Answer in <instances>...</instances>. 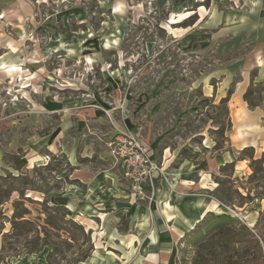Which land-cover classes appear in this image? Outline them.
<instances>
[{"label":"rangeland","instance_id":"rangeland-1","mask_svg":"<svg viewBox=\"0 0 264 264\" xmlns=\"http://www.w3.org/2000/svg\"><path fill=\"white\" fill-rule=\"evenodd\" d=\"M178 22L152 0H0V264H90L96 243L113 257L129 250L124 264H141V247L160 244L149 210L163 185L179 186L181 163L202 164L206 146L230 148L227 100L203 93L205 71L219 61L187 44L191 18ZM121 134L140 140L163 171L154 193L130 190L129 200L138 199L133 207L148 209L146 233L131 214L109 219L107 208L87 202L89 186L77 178L109 172L129 185L109 155ZM245 156L246 177L229 163L210 176L209 189L201 190L204 177L191 178L201 187L184 196L217 199L224 208L214 215L249 226L254 200L264 198V154ZM113 223L121 230L117 241L108 231ZM207 227L171 245L167 264H199L202 257L221 264L217 232ZM253 232L264 238V216ZM132 236L139 242L130 245Z\"/></svg>","mask_w":264,"mask_h":264},{"label":"crops","instance_id":"crops-1","mask_svg":"<svg viewBox=\"0 0 264 264\" xmlns=\"http://www.w3.org/2000/svg\"><path fill=\"white\" fill-rule=\"evenodd\" d=\"M152 2L158 11L173 13L174 19L179 21L175 24L192 19L185 26L189 29L183 34L187 44L200 45V55L205 60L213 58L212 60L219 61L218 65L205 71L202 78L205 82L204 96L215 101L226 98L231 123L228 151L221 152L219 149L213 152L212 147L206 146L207 155L204 156L202 164L195 165L187 160L181 163L179 173L175 176L176 181L182 178L179 181L181 184H164L161 201L156 202V206L152 204L149 210L152 218L157 221L154 225L161 240L160 244L154 240L149 246L141 247V264H167L171 258L170 246L178 245L180 239L204 219L210 209L216 213V207H223L219 200L207 196H184L201 187H198V182L193 184L191 178L197 175L200 179L204 177L207 183L203 182L205 187L201 190L209 189L210 176L220 174L221 167L229 163H233V172L236 175L246 177L250 172L251 160L245 156V152L252 151L251 159L254 160L260 159L264 154V0H212L200 9L193 0ZM183 11V14H179ZM248 92L250 95L247 100L245 96ZM110 174L93 175V178L81 175L77 177L84 185L89 186L86 201L101 206L98 210L107 208L109 219L113 218L112 214L116 217L118 214H131L133 223L137 222L139 230L146 233L149 219L147 207H133L138 204V199L129 200L130 186L117 183L116 178ZM156 179L154 183L159 188V180ZM170 190L174 191L171 195H175L170 196L169 203ZM153 206L156 207L154 212ZM252 207L253 214L247 217V221L250 219L247 222L250 227L255 226L260 213L264 211V198L254 200ZM105 215L101 213L97 218L104 220ZM166 220L172 224H167ZM86 222L88 229L97 231L98 228L92 220L86 219ZM114 224L108 231L117 241L116 237L121 236V230ZM153 233L154 231L151 234ZM102 234L105 233H97L96 236ZM134 242H139V238L132 236L129 244ZM108 249L96 243L90 264H124L127 261L124 252L129 250L122 249L118 251V256L113 257Z\"/></svg>","mask_w":264,"mask_h":264},{"label":"trees","instance_id":"trees-1","mask_svg":"<svg viewBox=\"0 0 264 264\" xmlns=\"http://www.w3.org/2000/svg\"><path fill=\"white\" fill-rule=\"evenodd\" d=\"M249 95L250 92L245 96L247 100ZM59 208L63 209V206L56 207V209ZM67 215L71 214L68 212ZM262 216H264V211L260 213L255 226L250 228L237 217L226 213L214 215L210 212L180 239L178 245L183 243L186 238L198 234V230L201 232L202 227L206 228L211 217L210 220L214 219V224L212 227H207V229L209 232L213 228L217 232V235H215L217 239L213 245L221 244V264H264V238L253 232L259 226ZM199 264H207V260L202 257Z\"/></svg>","mask_w":264,"mask_h":264},{"label":"built area","instance_id":"built-area-1","mask_svg":"<svg viewBox=\"0 0 264 264\" xmlns=\"http://www.w3.org/2000/svg\"><path fill=\"white\" fill-rule=\"evenodd\" d=\"M193 1L200 9L212 0ZM109 155L115 164L120 165L124 179L135 194H143L146 188H150L152 193L155 192L154 181L163 171L153 158L152 152L140 140L129 134H121L111 142Z\"/></svg>","mask_w":264,"mask_h":264},{"label":"bare ground","instance_id":"bare-ground-1","mask_svg":"<svg viewBox=\"0 0 264 264\" xmlns=\"http://www.w3.org/2000/svg\"><path fill=\"white\" fill-rule=\"evenodd\" d=\"M221 210H222V207H221V209H219V208L216 207L214 211H215L216 213H219Z\"/></svg>","mask_w":264,"mask_h":264}]
</instances>
